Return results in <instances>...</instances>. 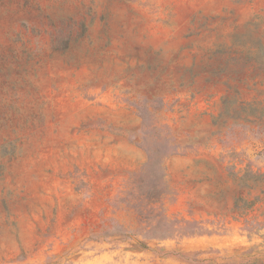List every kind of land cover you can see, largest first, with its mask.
<instances>
[{
	"label": "rangeland",
	"instance_id": "374dc122",
	"mask_svg": "<svg viewBox=\"0 0 264 264\" xmlns=\"http://www.w3.org/2000/svg\"><path fill=\"white\" fill-rule=\"evenodd\" d=\"M0 264H264V0H0Z\"/></svg>",
	"mask_w": 264,
	"mask_h": 264
}]
</instances>
